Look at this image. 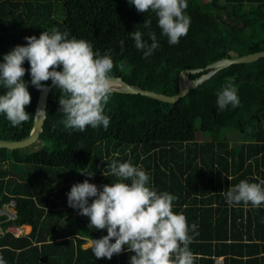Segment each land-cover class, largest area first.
<instances>
[{
	"label": "trees",
	"instance_id": "16d2710c",
	"mask_svg": "<svg viewBox=\"0 0 264 264\" xmlns=\"http://www.w3.org/2000/svg\"><path fill=\"white\" fill-rule=\"evenodd\" d=\"M187 5L188 33L170 45L155 14L138 12L129 0H0V62L12 48L26 44L24 37L38 38L57 29L67 31L69 39L89 42L101 56L109 55L114 63L110 76L173 95L181 70L264 49V0H187ZM133 31L142 32L149 44L148 33L155 32L160 47L145 58L135 47ZM22 67L31 96L25 106L29 120L12 126L0 114L1 139L25 138L33 126L40 90L30 83L27 60ZM206 71L187 73L185 79ZM229 82L237 88L240 103L220 110L217 94ZM4 91L0 86V94ZM61 94L56 86L50 90L36 142L0 148V206L14 200L17 215L14 221L0 220L2 232L9 225L24 230L30 226L23 235L0 234V256L6 264H130L135 253L126 246L111 259H98L90 246L84 247L107 230L90 227L89 218L67 203L76 183L88 180L100 189L116 182L109 168L114 160L142 168L157 193L177 197L173 212L186 217L194 264H214L220 256L222 264H264V203H247L245 209L247 204L229 205L225 198L241 180L264 181V57L231 64L172 103L111 92L104 105L110 118L107 130L66 128L58 111Z\"/></svg>",
	"mask_w": 264,
	"mask_h": 264
},
{
	"label": "clouds",
	"instance_id": "9594fccd",
	"mask_svg": "<svg viewBox=\"0 0 264 264\" xmlns=\"http://www.w3.org/2000/svg\"><path fill=\"white\" fill-rule=\"evenodd\" d=\"M129 3L140 13L151 10L155 14L161 35L167 37L170 45L178 44L180 38L187 35L190 26V17L185 14L187 0H129ZM144 23L145 27L150 26V21ZM130 35L145 58L160 47L155 32L148 33L150 44L140 31L130 32ZM24 39L25 45L12 48L0 62V86L5 89L0 94V114H4L12 126L29 120L25 106L30 104L31 96L22 79L26 72L22 65L27 60L32 86L45 90L41 82L51 80L62 93L58 111L65 117L66 128L84 131L87 126L94 129L102 126L107 130L110 118L104 114V105L111 93L112 58L94 52L92 45L83 39H69L67 31L53 29L51 34L43 31L38 38L26 36ZM57 67L61 70L57 71ZM237 91L229 82L217 94L218 108L239 106ZM109 168L118 178L116 182L98 189L85 180L72 185L67 193L68 206L88 217L90 227L107 230V235L90 240L94 256L111 259L126 246L129 252L135 253L130 256V264H194L195 255L189 248L193 237L189 235L186 217L173 212V201L177 197L168 192L157 193L149 186V175L130 162L114 160ZM87 175L91 177L93 173ZM262 185L264 181L241 180L225 193L226 201L229 205L243 202L259 207L264 203ZM89 198H93L91 203ZM15 227L22 235L23 226ZM196 228L193 223L191 230L195 232ZM0 264H6L2 256Z\"/></svg>",
	"mask_w": 264,
	"mask_h": 264
},
{
	"label": "water",
	"instance_id": "95a60500",
	"mask_svg": "<svg viewBox=\"0 0 264 264\" xmlns=\"http://www.w3.org/2000/svg\"><path fill=\"white\" fill-rule=\"evenodd\" d=\"M264 57V49L260 51H255L247 53L236 57H224L213 61L205 66V68H192L181 70L178 77V92L173 95H167L165 93L156 92L149 89H143L139 85H131L125 82L119 76H110L111 78V92H121V93H132L145 95L164 102H175L180 97L185 96L188 91L195 88L198 84L210 78L217 71L231 65L238 63H249ZM206 69L207 71L200 76L187 81L185 76L187 73H195ZM55 85L50 82L45 85V90H40L37 97V102L33 114V126L30 134L19 140H6L0 138V148L16 149L26 147L37 141L39 135L43 131V124L46 118V106L47 98L50 90Z\"/></svg>",
	"mask_w": 264,
	"mask_h": 264
},
{
	"label": "built area",
	"instance_id": "2783aa9c",
	"mask_svg": "<svg viewBox=\"0 0 264 264\" xmlns=\"http://www.w3.org/2000/svg\"><path fill=\"white\" fill-rule=\"evenodd\" d=\"M14 206H15L14 200H10L7 203H5L3 206H0V216L3 217L1 221H12L16 218V213L12 210ZM9 230H11V232L15 234L14 231L17 232L18 228L15 226H11V227L9 226Z\"/></svg>",
	"mask_w": 264,
	"mask_h": 264
},
{
	"label": "crops",
	"instance_id": "0c3cea01",
	"mask_svg": "<svg viewBox=\"0 0 264 264\" xmlns=\"http://www.w3.org/2000/svg\"><path fill=\"white\" fill-rule=\"evenodd\" d=\"M248 207H250L248 204L247 205H245V209L246 208H248ZM22 231H20L21 233H22V235L23 234H26V233H28V232H26V230H24V226L22 227V229H21ZM4 231H8V232H10V233H12L11 232V230H9V227H6V229L4 230ZM4 231L2 232V227L0 226V234L1 233H4ZM30 231V230H29ZM14 236H19L20 234H18V235H15L14 233H12ZM90 241V240H89ZM88 241V242H89ZM89 246V245H88ZM223 263V257H215V261H214V264H222ZM107 264V263H106Z\"/></svg>",
	"mask_w": 264,
	"mask_h": 264
},
{
	"label": "rangeland",
	"instance_id": "374dc122",
	"mask_svg": "<svg viewBox=\"0 0 264 264\" xmlns=\"http://www.w3.org/2000/svg\"><path fill=\"white\" fill-rule=\"evenodd\" d=\"M81 150H82V151H81ZM83 150H84V149H80V150H79V153H78V159H79L80 161L83 160V155L80 153V152H83ZM29 230H30V226H29V229L26 230V232H29ZM14 232H15L16 235H18V233H17L16 231H14ZM89 244H90V241L87 242V243H85L83 246L86 247V246H88Z\"/></svg>",
	"mask_w": 264,
	"mask_h": 264
}]
</instances>
